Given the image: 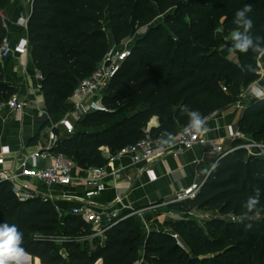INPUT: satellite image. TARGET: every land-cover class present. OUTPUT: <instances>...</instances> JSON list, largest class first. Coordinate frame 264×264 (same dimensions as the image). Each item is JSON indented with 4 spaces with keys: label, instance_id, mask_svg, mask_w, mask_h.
<instances>
[{
    "label": "trees",
    "instance_id": "1",
    "mask_svg": "<svg viewBox=\"0 0 264 264\" xmlns=\"http://www.w3.org/2000/svg\"><path fill=\"white\" fill-rule=\"evenodd\" d=\"M9 1L0 0V11ZM247 4L253 9L252 34L264 37V0H31L28 48L49 116L103 61L109 37L119 46L143 31L113 72L101 107L85 112L72 134L58 135L51 150L82 169L103 166L102 147L115 154L144 138L146 130L158 140L167 139L165 130L176 135L188 123L181 115L185 105L206 118L239 104L237 127L264 143V100L245 96L261 75L264 54L223 56L215 36L218 26L231 46L235 13ZM5 35L0 16V41ZM13 94L0 63V102ZM153 117L157 124L149 126ZM217 161L193 199L166 205L183 217H166L148 231L136 216L127 217L105 231L103 241L92 238V248L84 220L70 212L61 217L40 196L17 199L7 180L0 182V223L24 233L23 247L39 264H264V213L241 222L242 204L257 188L264 207V156L235 147ZM192 210L209 214L199 222L187 216Z\"/></svg>",
    "mask_w": 264,
    "mask_h": 264
},
{
    "label": "crops",
    "instance_id": "2",
    "mask_svg": "<svg viewBox=\"0 0 264 264\" xmlns=\"http://www.w3.org/2000/svg\"><path fill=\"white\" fill-rule=\"evenodd\" d=\"M31 11V0H10L1 10V18L6 30L5 37L12 46L20 41L27 42V52L20 53L13 51L9 56L0 58L3 69V81L14 87V94L20 101H24L26 106L21 113L11 111L3 102H0V149L6 147L8 153L5 154V162L0 165V170H15L23 157L24 150L33 151L47 144L48 131L52 125L65 117L70 110V102L65 101L59 112L50 116V122L44 124L37 119L39 113H47L44 105L43 94L40 89L41 77L37 71L29 54L27 41V28L17 23L20 17H29ZM143 34V31L136 33L133 37H128L117 46L109 37V51L113 52L127 49L135 40ZM108 51V52H109ZM114 56V55H113ZM232 58L231 56H228ZM36 103V104H35ZM38 106V109L36 108ZM101 107L100 100L88 99L87 110ZM242 107L239 104L233 105L226 110L216 113L213 118L206 122L209 129L206 134L208 138H222L224 136V126L229 123L237 124ZM72 119L73 115H69ZM157 124V118L153 117L149 126ZM56 132L62 134L59 127ZM232 142L225 140V148L232 146ZM106 155L108 149L101 148ZM215 162V157L210 155L202 146H195L178 155L157 154L150 162L140 161L131 164L129 156L117 158L109 167L120 168V177L114 180L111 175L104 179L106 188L96 198L94 203L98 210L106 213L124 215L131 210L147 209L157 204L172 200L182 191H187L191 187L200 184L207 172ZM43 165V162L39 163ZM146 167L152 168L156 174V180L150 182L142 170ZM74 176H84L81 168L73 170ZM3 181L0 179V182ZM31 188L37 196L47 197L56 207L61 217L70 212L71 209L81 206L84 200V187L82 182L77 180L69 186H47L40 182H32ZM117 199L119 201H117ZM159 211V212H158ZM201 212L195 210V212ZM153 220L161 223L166 217L181 214L169 211L166 207L156 211ZM190 215L194 213L190 212ZM208 215V214H207ZM174 216V217H175ZM137 217V216H136ZM173 217V218H174ZM149 229L155 228V223L145 220ZM142 225V220L137 217ZM147 231V230H145ZM104 240V238H99ZM26 264H39L38 259H33L30 255L25 256ZM98 264H102L99 260Z\"/></svg>",
    "mask_w": 264,
    "mask_h": 264
},
{
    "label": "built area",
    "instance_id": "3",
    "mask_svg": "<svg viewBox=\"0 0 264 264\" xmlns=\"http://www.w3.org/2000/svg\"><path fill=\"white\" fill-rule=\"evenodd\" d=\"M27 21V16L20 17L17 23L26 26ZM13 51L26 53L27 42L22 40L17 45L12 46L9 40L3 37L0 41V58L9 56ZM125 51L126 49H121L114 56L108 52L103 61L97 65L93 72L88 77L80 80L72 94L67 98L71 105L69 112L56 124L51 126L48 131L47 144L45 147L33 151L24 150L23 157L16 167L17 169L0 170V179L7 180L11 183L14 195L21 201L37 196L31 188L32 182H40L47 186H69L77 182V180L81 181L84 187V200L81 206L71 209L70 213L80 217L89 226H94V228L90 229V234L87 236V239L104 238L105 231L116 225L120 220L133 215L142 220V226L145 230L148 231L149 229V226L143 218L146 209L131 210L119 216L113 212L106 213L96 208V204L93 200L105 190L106 185L104 179L109 175H111L114 180L120 177L122 171L120 168L108 170V167L117 158L129 156L131 164H136L140 161L150 162L157 152L161 155L174 156L190 150L195 146H202L205 148L210 155L215 157V160L225 155L228 151L233 150L235 147L243 148L251 155L264 156V143L253 141L248 135L240 131L236 124H226L224 126V136L222 138H208L206 132H187L185 131L186 126H183L175 135L174 146L167 150H165L167 146L162 143L158 148L159 140L149 137L148 130H146V136L136 143L121 148L115 154L107 152V163L105 165L86 169L81 168L85 175L78 177L74 176L73 170L79 167L73 159L63 153L53 152L51 150L58 140V133L56 130L61 127L63 134H72L74 132L75 123L88 111L86 108L87 100L101 99L108 87L113 72L120 62L124 60ZM4 104L11 111L18 113L23 112L26 106L25 102L20 101L15 94L11 95ZM36 108L38 109L37 105ZM215 114L216 113L206 117V122L213 118ZM69 115H73V118L71 119ZM50 118L51 117L47 113H39L38 116L34 117V119L44 124L49 123ZM225 140L232 142V144L236 141L239 143L238 145L225 148ZM7 153L8 149L6 147L0 149V165L5 162L4 156ZM40 162H43V165H40ZM142 172H144L150 182L156 180V174L152 168L146 167ZM209 172H207L206 176ZM203 181L187 191L180 192L172 200L157 204L154 207H166L169 203L193 199ZM42 198L44 200L48 199L47 197ZM117 201L119 200L117 199ZM133 264H140V261H136Z\"/></svg>",
    "mask_w": 264,
    "mask_h": 264
},
{
    "label": "clouds",
    "instance_id": "4",
    "mask_svg": "<svg viewBox=\"0 0 264 264\" xmlns=\"http://www.w3.org/2000/svg\"><path fill=\"white\" fill-rule=\"evenodd\" d=\"M252 10V6L247 4L235 13L233 23L236 25V29L231 32V46L228 48V53L231 56L249 51L264 54V37L254 36L251 31L254 23L249 13ZM248 70L250 72L253 71L251 66H248ZM248 92L256 100H264V83L251 82L248 85ZM181 115L188 118L185 131L205 133L209 130L206 126V118L198 110H193L185 105L181 108ZM164 135L167 139H159L158 148L162 143L167 146L165 149L167 150L174 146L175 135L167 130L164 131ZM218 167L219 162L217 161L212 164L211 170L214 171ZM205 171L209 172L208 169H205ZM260 199L261 190L257 188L242 204L244 212L241 222H243V217L248 214H254L257 219L261 217V214L264 213V207L260 206ZM245 227L246 229H250L252 224H246ZM23 244L24 233L15 224L0 223V264H23L24 258L27 255Z\"/></svg>",
    "mask_w": 264,
    "mask_h": 264
},
{
    "label": "rangeland",
    "instance_id": "5",
    "mask_svg": "<svg viewBox=\"0 0 264 264\" xmlns=\"http://www.w3.org/2000/svg\"><path fill=\"white\" fill-rule=\"evenodd\" d=\"M215 36H216V41H217V50H218V52L220 54H222L223 56H231L228 53V48L230 47V45H229L230 36L223 37L222 34H221V30L219 29L218 26L215 29ZM117 53H118L117 50H114L113 52L109 51V54H111V55H116ZM235 56H237V55H235ZM235 56H231V57L236 59ZM248 95H250V94H249L248 89H247V90H245V96H248ZM162 208L163 207H154V206L150 207V208H147L144 211L145 220L147 219L149 222H151V220H152V222L154 221L153 223H155L157 220H153V218L157 214L156 211L157 210H161ZM191 212L194 213V214L193 215L188 214L187 216L195 218L199 222H200V220L203 217H205L207 214H209V212H205V211H201V212L196 211L195 212V210H192ZM176 215L179 216V217H182L181 214H176ZM171 216L174 217L175 215H171ZM173 217H171V218H173ZM174 218H178V217L175 216ZM92 228H94V226L91 225L90 229H92ZM88 243H89L90 247L92 248L93 247V240L92 239H88Z\"/></svg>",
    "mask_w": 264,
    "mask_h": 264
},
{
    "label": "water",
    "instance_id": "6",
    "mask_svg": "<svg viewBox=\"0 0 264 264\" xmlns=\"http://www.w3.org/2000/svg\"><path fill=\"white\" fill-rule=\"evenodd\" d=\"M260 68H261V75L256 82L264 83V63L260 64Z\"/></svg>",
    "mask_w": 264,
    "mask_h": 264
},
{
    "label": "bare ground",
    "instance_id": "7",
    "mask_svg": "<svg viewBox=\"0 0 264 264\" xmlns=\"http://www.w3.org/2000/svg\"><path fill=\"white\" fill-rule=\"evenodd\" d=\"M96 264H98V263H96Z\"/></svg>",
    "mask_w": 264,
    "mask_h": 264
}]
</instances>
